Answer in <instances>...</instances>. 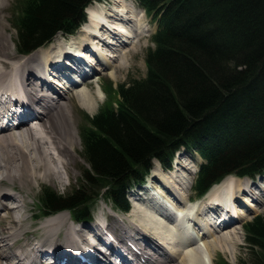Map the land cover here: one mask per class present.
Wrapping results in <instances>:
<instances>
[{"label":"trees","instance_id":"obj_1","mask_svg":"<svg viewBox=\"0 0 264 264\" xmlns=\"http://www.w3.org/2000/svg\"><path fill=\"white\" fill-rule=\"evenodd\" d=\"M90 1L24 0L15 22L19 51L73 32ZM140 1L161 13L146 76L109 84L108 100L82 132L88 168L66 194L44 189L47 213L68 209L88 219L100 196L127 210L128 188L155 158L169 165L183 146L205 161L198 195L228 174L264 173V0ZM244 229L249 251L241 264H264V214Z\"/></svg>","mask_w":264,"mask_h":264},{"label":"bare ground","instance_id":"obj_2","mask_svg":"<svg viewBox=\"0 0 264 264\" xmlns=\"http://www.w3.org/2000/svg\"><path fill=\"white\" fill-rule=\"evenodd\" d=\"M5 2L6 0H0V6ZM106 4L107 2L101 5V14L90 11L91 22L101 32L105 29H99L100 21L113 18L111 23L120 28L122 36L114 41L111 34L105 31L111 38L102 46L93 45L94 55L89 52L93 35L86 33L87 28H80L68 42L61 36L47 48L36 49L16 59L9 52V34L0 20V92L12 89L21 93L24 99L37 102V109L32 110L26 119L17 124L0 123V264H50V261L45 262L50 253L39 251L42 250L41 247L47 246L64 257L75 253L79 243L97 246L101 242L98 237L102 232L100 223L97 222L96 226L81 224L83 227L90 225L92 231L96 232L87 231L73 219L70 224V214L67 213L49 215L31 230L30 224L35 220L36 214L31 215L33 220L29 219L26 214L27 201L22 193L42 182L57 183L63 188L69 184L74 174L71 164L76 163L77 136H74L72 128L76 121L73 103L64 99L67 100L73 94L78 98L79 104L92 112L103 94L100 85L95 93L88 88L91 78H87L81 86L80 83H65L56 76L65 72L59 61L62 59V50L67 48L66 44L71 47L78 44L76 39L79 36L80 46L87 51L84 56L91 61L86 66L88 71L94 69L96 74L99 70L107 69L116 76L115 69L118 66L114 61L121 59L124 62L123 49L129 44L136 45L139 41V33L134 25L140 24L143 17L137 16L132 3L113 0L111 6ZM137 20L138 24L135 22ZM118 42L121 43L120 46H115ZM33 93L36 98L32 97ZM156 163L152 171L164 183L165 190L158 189L151 200L136 199V206L131 209L133 218L126 223L117 224L115 217H109L106 229L123 242L131 240L141 251V255L137 256L140 260L145 248L150 247L147 250V264H215L216 250L223 243L232 247L233 244L229 242L235 241L232 233L225 231L234 223L213 230V221L203 213L204 209L212 208L219 202L242 220L249 208L256 210L258 204H264V197H260L253 189L256 185L264 191V175L256 179L227 175L211 188L207 200L189 203L191 198L187 195V174L172 170L168 175L159 161ZM5 180L12 186L2 187L1 183ZM16 188L19 190L13 194L12 189ZM173 210L178 214H174ZM128 213L129 211L126 214ZM190 216L196 218L195 226L192 225ZM126 220L125 217L124 221ZM201 225L205 226L200 228ZM30 232L35 234L34 237H31ZM157 238L162 239L164 244L157 241Z\"/></svg>","mask_w":264,"mask_h":264},{"label":"rangeland","instance_id":"obj_3","mask_svg":"<svg viewBox=\"0 0 264 264\" xmlns=\"http://www.w3.org/2000/svg\"><path fill=\"white\" fill-rule=\"evenodd\" d=\"M20 1H22V0H6L5 4L0 6V20L5 24L6 33L9 34V37H8L9 47H10L9 52L11 53V55L16 56L15 57L16 59H19L20 57L25 56L24 54H20L18 52L17 43H16V41L18 40L17 39L18 33L13 28L12 23H11L16 8H19V2ZM105 2H107V4H106L107 6H111V4L113 3V0H107ZM128 2H130V1H128ZM133 5H134L135 9L139 12V14L141 16L145 17V18H143V20L140 24H138V20L135 21L138 25H134V29L136 31H138L139 36L141 35L140 34L141 32L143 34L145 31L149 30V29H147V27H151L152 30H149V32H147L145 35H142L140 37L141 39H140L139 44L137 42L136 45H131V46L129 45L123 49L122 53L124 52V54H122V55L124 58V62H122L123 60H121V59L114 61V63L118 66L115 69L117 77L114 76L113 74H111L110 70L108 71L106 69L104 71H98L97 74L94 76V78H92V80L88 81V88L94 93L99 87L98 82L100 83L101 87L103 88V87H105V84L107 83L108 80H113L116 84H119V83H124L125 81H128L129 78H142L146 75L147 65H146L145 57H146V52H147L148 48H150L151 46L154 45V43L150 37V34L156 29V24H155V22H153V20L151 19L150 16L144 14V12L142 11L143 10L142 7L139 6L135 0H134ZM140 15H137V16H140ZM144 22L147 24V27L144 24ZM138 26H140V28H138ZM58 39H60V37H58ZM27 76L28 75H24V77H27ZM4 85H6V84H4ZM81 86H83V85H81ZM55 96H56V94H55ZM32 97L36 98L37 96L35 95V93H33ZM104 98H105V94H102L101 99L98 101L97 106L94 108V110L92 112L88 111L85 107H83L81 104H79L78 98H76L75 95H73V94L67 100L64 99V101H67V102L71 101L73 103V106H74L73 112H74V116H75V120H76L74 122V127H72L74 130V132H73L74 136H77V146H76V151H75L76 163L71 164V167H72V170L74 171V174L71 176L70 182L65 188H63L62 186H60L57 183L42 182L40 184H38V183L35 184V186L32 189L25 190L24 193L21 192L23 195H25V198L27 201V210L28 211L26 212V214L28 215L29 219L33 220L32 219L33 216L31 217V215L37 214L39 211L38 200H39V198L41 199L42 191H44V188L48 187L52 190H55L59 194H66V193L70 192L73 187L77 186L79 182H81V177H82L84 171L88 168V164L83 157V146H82V141H81V137H80V131H81V128L85 127L87 124V121H86L87 114L92 115V114L96 113L98 111L99 106L102 105ZM11 127H10V129H11ZM177 162H179L180 164ZM202 162H203V159L198 154H196L195 152L191 153V152H188L187 150H182V151H180V153H176L175 159H174L173 163L171 164V167H173L172 168L173 170L176 169L177 167H179L176 169V170H178L177 171L178 173L183 174L186 172L189 174V175L188 174L186 175L188 177V179L190 180L189 177L192 176L193 181H194V178L196 176L195 175L196 171H194V170H198V168ZM177 165H179V166H177ZM180 168L183 171L182 170L180 171ZM171 171L172 170H168V171L165 170V172L168 175H170ZM240 178H242V177H240ZM151 180H152V175L148 177L147 185L146 184L143 185L142 186L143 189H141V191L143 192V195L145 197H148L147 200L152 199L153 193H155V192L157 193L158 188L160 191L162 189L165 190V185H163L164 183L161 180H158L157 176H155L154 173H153V181H155V182H152ZM1 186L4 188H9L12 185H10V183L7 180H5L1 183ZM253 189L259 193L260 197H264V191L263 190H260V188L256 187V185ZM16 190H19V189L18 188L12 189L13 194L16 193L15 192ZM187 195H189L191 199H192V197H193V199H198V196L196 195L195 190H194V182H193V185H191V187H189V189L187 191ZM201 199L207 200L208 195L206 194L205 196L201 197ZM203 200H197V201H203ZM135 201H136V199H135ZM140 201H146V199L144 197H142L140 199ZM10 202H12V201L10 200ZM33 212H35V213H33ZM93 212H94L95 216L100 212L101 217H103V216H106L108 218L109 217H113V218L115 217L116 219L115 218L114 219L118 220V222H119V223L117 222V224L126 223L127 221H130L133 218L131 210L129 211L128 214H125L124 212L117 211L115 208H113V205L111 203H109L105 200V198H101L97 202L96 206L93 209ZM58 213H67V215L70 214L68 212V210H63V211H60V212H57L54 214H58ZM259 213L264 214V204L263 205L258 204V206L256 207V210H251L249 208L248 213L246 215H243L242 220L236 221L235 224H233L230 228L225 230V231H229L232 233L231 235H232V237L233 236L235 237L234 238L235 241L232 240V242H229L230 244H233L232 247H229L223 243L222 247H220V248H218V250H216V252L214 253V263L215 264H220L221 262H223V259L229 261L232 264H241V260L247 258L249 247H248L247 240L245 238L244 223L246 221L252 219L255 215H257ZM128 216H130V217H128ZM125 217L127 218L126 221H124ZM100 219H102V221H105L104 217L100 218ZM40 220L41 219H38L37 221L33 220L35 222L32 221V223L30 224V229L33 230L34 228L38 227ZM68 221H69V223L72 222L70 216L68 218ZM109 221L110 220L108 219L107 222H109ZM96 223L97 222H95L94 225H92V226H96L97 225ZM83 226L84 225H82L80 227L85 228V230H87V231H91L94 233L96 232V231H92L90 225H88V227H83ZM76 228H77V226H76ZM30 235H31V237H34L35 234H32L30 232ZM100 243L101 242L99 241L97 243V245L98 244L100 245Z\"/></svg>","mask_w":264,"mask_h":264}]
</instances>
